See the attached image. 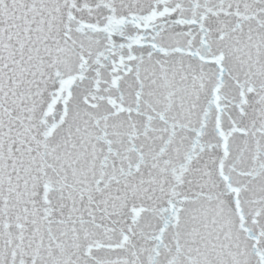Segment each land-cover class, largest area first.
I'll use <instances>...</instances> for the list:
<instances>
[{"label": "snow or ice", "instance_id": "snow-or-ice-1", "mask_svg": "<svg viewBox=\"0 0 264 264\" xmlns=\"http://www.w3.org/2000/svg\"><path fill=\"white\" fill-rule=\"evenodd\" d=\"M0 264H264V0H0Z\"/></svg>", "mask_w": 264, "mask_h": 264}]
</instances>
